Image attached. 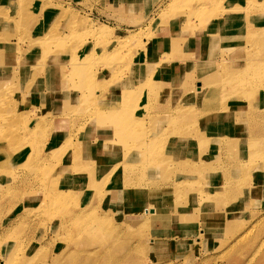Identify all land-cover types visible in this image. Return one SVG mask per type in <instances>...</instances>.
Listing matches in <instances>:
<instances>
[{
	"label": "rangeland",
	"instance_id": "rangeland-1",
	"mask_svg": "<svg viewBox=\"0 0 264 264\" xmlns=\"http://www.w3.org/2000/svg\"><path fill=\"white\" fill-rule=\"evenodd\" d=\"M143 2L146 6L145 9H142L143 11L139 9L138 11L132 12L130 10H121L124 8H114V6H109L103 1L99 2L98 0H0V17L4 18L3 22H0V71L4 72V67L8 64H11L12 66H17L19 63H52L58 66L60 65L59 69L63 75V78L65 79L58 80L61 85L57 86L58 88L60 87V89L66 87L70 92L79 91L77 86L81 83L82 79L89 82V77H91L92 73H97L99 68L101 73L102 71L107 72V75L109 73L112 77H114L115 74V77L117 76V78L120 77L125 80L131 77L133 79L132 85L135 88H133V90L138 89V91H140V98H137L136 107L133 110L135 115L134 118L139 125H141L143 121L149 120V116H146L148 111L152 110L153 107L162 105L163 103H166L167 106L166 114L168 112L171 116L175 115L177 119L175 123H170V120L168 119L169 117H166V123L160 124V127L161 125L166 127V134L163 133L161 129L157 128L158 123H156L155 133L157 135L155 138H150L149 143L145 145L141 151L138 150V152L131 154V158H144L146 155L152 154V149L156 145V142L166 143V141H168L167 139L170 138V136L167 134L170 133L175 135L173 134L174 132L172 127H176L179 123L184 124L187 119L189 121V119H193L195 117V114H189L187 116L182 114L181 117H179L178 113L176 114L180 98L175 97L172 100L173 96H168L169 84L166 83V78H168L170 71L176 69L180 64L197 60L203 61V59H205V62H211V54H221V50L214 49V46H211L221 45L223 43V39H229L226 34L229 33L231 28L238 27L242 20H244H241L245 12L244 10H250L251 16L256 20L258 25L263 23L264 0H157L152 6L150 4H152L153 0H143ZM226 21L229 22L227 23ZM188 22L190 25H188ZM222 27L225 30H223ZM100 29H103V31L98 34ZM217 29L221 30L219 33L221 36L216 37L212 42H210L211 31H216ZM243 31L245 32V37L243 34H239V37L237 36L236 38L230 37L234 38L235 41L233 45L226 47L227 49L224 48V52L226 53L227 51V53L232 54L234 51H236V49H238L236 47L243 46L242 50L245 51V47H247V49H253L255 45H258V51L249 50L248 52H256L261 56H264L263 41L256 40L255 42L258 32H260V37L264 38V29H259L256 34L249 33L248 35H246L247 30L243 29ZM206 32H210L208 35H206L208 36L209 42L208 45H206L209 55L205 57H194L192 53L193 45L186 46L185 42H194V38L197 37L195 33H198V38L200 36L205 37ZM203 33L204 35H201ZM38 34H41L42 40L37 44L39 47H36L38 49L37 52V49H35L31 44V38L29 37L31 35ZM170 39H173V46L169 45ZM8 40H16L17 44H10L8 43ZM72 46H76L74 47V49H76L74 50ZM27 47L28 51L24 52L23 48ZM40 47L43 49V51L40 50ZM228 48H231V50H228ZM40 51L41 55L39 57ZM89 52L93 55H90ZM85 56H88V58ZM104 60L110 63L103 64ZM99 64L103 65L104 67ZM77 65L79 68L84 70L83 74L72 71V67H77ZM116 65H118V67L114 68ZM61 67L63 70H61ZM112 67L113 69H111ZM142 67L148 68L152 74L148 72H141ZM128 68L136 69L138 72H135V75H130V73H128ZM209 68L210 66L205 67V69ZM201 71L202 69L192 68V71L187 74V78L190 80L193 78V84H197L204 77L209 79V73L202 74ZM164 72L165 74H163ZM15 73L17 74L14 75V87L11 85L12 80L5 79L3 77L0 78V109L2 111H0V117L2 118V120L0 119V137L2 135L4 137L0 138V264H4L3 262L5 255H8L9 252L14 253L13 260H16L14 261V264H79V262L81 263L83 261L82 259H84L82 262L83 264H264V207L262 208V206H264V201H262V203L256 207V211H260L259 216H256L250 220L248 211H251L252 200L250 196L252 194L249 193L250 191L248 188L240 187L241 192L236 190H228L224 195H222V193H220V185H215L211 188V190L215 189L216 192L221 194L220 196L226 200V203L232 201L233 208L231 210H227V212L214 209V204L219 197L214 199L210 193H207L206 186L208 183L216 181L205 180L204 184L201 186V188H199L203 193V196L199 198V200L203 199L202 205L198 207L199 204L196 200V206H189L191 216L194 218L196 225L199 227V235L195 238H192L190 237L191 234L188 235L182 233L184 229H187L184 220V214L187 213L186 203L178 204L180 206V213L177 224H172L171 215L168 216V214L174 212V203L170 202L168 199L166 184L158 188L150 185L144 186L145 180L152 183V181L158 180L162 174H165V172H162L160 169L166 168L167 166V163L164 160L156 162L158 167L149 168L147 177L144 176L142 177V180L138 181V185L144 191L146 197L144 201L149 200L150 206L144 209L133 210L135 215L138 216L136 221L131 219L129 220L125 217L127 214V209H125L121 204L118 203L116 206L112 207L113 210L109 216L110 220H107V222H109L111 226H118V223L120 222L118 230L120 233H126L129 236L126 241L120 240V237L118 240L115 239V236L116 234L118 236V233H116L117 228L115 229L113 226V231L110 234L107 243H103L102 237L100 236L102 230L101 226L96 228L92 237H90V240L88 239L89 241L87 239L76 240L75 237H79L80 234L76 236L74 234L68 235L63 232L62 238H59L57 242V239L52 238L53 229H56V221L55 217H53L54 209L55 211H61L63 208L62 211L65 214V209L69 207L75 209V213L77 214L81 210L86 209L85 207H88L92 210V212L83 218L80 224L86 222L88 224L90 222L89 225L91 226L93 225L95 219L100 217L104 210V206L106 205H102V200H99V196L104 197L107 192L109 193V187L104 185L102 188H100L96 180L91 178L89 179L88 175H85V173L81 172L79 169V165L81 163L80 159H83L81 156L83 155V151L85 149L84 143L88 140H93V134H98L100 132V126L97 122L91 123V121L87 122L86 124H81L82 126H78L80 123L76 122L77 119L75 117H77V115L80 117L83 114H87L86 111H88V114L93 115L92 111H94V105H91L92 103L90 104V102L88 103L86 101H76L71 105H57L54 104V100L53 102L47 100V94L41 98L39 93L37 94V92H35V85L37 88L47 91V88L50 87L49 80L51 77L61 79V76L58 77V75H50L48 79L46 74H43L44 76L42 78V82L40 81L41 79L38 78L40 74L37 76L34 75V73L33 75L31 73L28 75V77H24L25 82H23L22 75L17 69ZM117 74H120V76ZM159 78L162 79L161 83H157ZM153 80L155 82L154 85V82L151 84V81ZM17 83L18 85L20 84L19 90L16 89L15 91L13 88L17 86ZM139 84H143L141 86L144 87H141ZM189 86V84H186L184 86L186 87L184 90L190 89ZM105 89V87H102V90L98 91L103 92ZM111 90L116 92L117 87L113 86ZM157 90L158 92L155 93ZM161 90H166V98L159 102L153 98V95L156 94L157 98L162 97L161 95L163 91ZM184 90L182 89L181 94H189V91ZM98 91L97 95H100ZM205 94L207 96L209 91ZM206 96H204V99ZM95 98L96 97H94V99ZM100 98L101 99L99 100V103L103 108L106 105H109L107 104L108 98L106 97L105 92L100 95ZM181 99L185 101L188 98L185 96L181 97ZM204 99L198 96V98L194 99L192 105H194V107H200L202 105L200 102ZM246 99H249L248 95L246 96ZM80 102L83 103L82 106L79 104ZM117 103H119V105L122 104L121 100L117 101ZM37 105L40 107V111L36 112L35 116L31 115L32 112H30L31 114L26 112L27 109L30 111L38 109V107H36ZM55 115L60 117H62V115L63 117L68 116L69 122H67V124L66 122L64 124L62 121L56 123V120L54 119L52 123L49 118H56ZM7 118L8 120H6ZM15 119L18 120L16 121ZM2 121H5V123ZM257 122L264 124V119L257 120ZM168 123L169 125H167ZM71 124H74V126L69 127ZM14 125H16V127ZM21 126L23 129H21ZM10 127H13V130ZM14 127L16 131L14 130ZM17 127L19 130H17ZM77 127L81 128V130H79ZM9 129L12 131H8ZM259 130L261 133H264L263 127L259 129H253L251 131L246 130L244 133L247 135H250V132H252V134H256ZM45 131L47 133H45ZM66 131L70 134V138L72 137V140L74 141L72 144L65 145V143L62 142L63 135ZM14 134L15 136L19 135V137L17 136V139H14V137H12ZM133 136L134 134H129L128 140L133 138ZM22 138L24 139L22 140ZM12 141L18 142L16 144ZM36 142L38 145H35L37 144ZM12 143L13 145L15 144V146H13ZM59 144H62L63 147L56 151L53 155L51 147L57 146ZM15 147L18 150L15 151ZM263 147L264 145L260 148ZM248 148L249 144L247 143L243 144L239 150V157L240 159L244 160V165L242 168L244 171L252 168L257 162H259L254 158L248 157ZM10 149L12 151H10ZM68 153L70 158L67 157ZM29 156H32L30 160L33 162L29 160ZM121 160L126 161L127 159L119 156L116 157L112 162L116 163ZM189 160H194V156L189 154ZM217 160L219 162L218 166H221L226 162V160L222 161L221 155ZM55 161H58V163ZM67 162H70L72 165L68 172L69 177L67 178V181H64L66 186L67 182L69 184L71 183L69 201L65 204L64 202H55L52 203V205L51 201L41 196L42 194L40 191L37 192L38 196L35 197L34 194L36 192L35 190H32L33 188H31V186L37 181L31 178L32 174L45 175L42 172H47V176H42L44 178L43 182L48 183L49 188L53 189V187L56 186V183L59 182L61 178L65 179V172L64 169L61 168V165ZM112 162L110 161L109 163L113 165ZM34 164L35 167L33 166ZM51 165L52 170L50 169ZM32 168H37V171H33L34 169ZM26 172L27 174H25ZM5 173L10 175L7 176ZM241 174L242 172L239 170L230 174L231 178H237L234 184L240 186L247 185V182H251V178H238ZM261 174H264V170H262ZM11 175H17L18 180L22 177L23 180L21 178L18 181L16 178L14 183L15 185H11ZM263 180L264 176L256 180L258 183L256 184V188H258L260 192H264V185H262ZM188 185L191 188L197 187L196 184L192 183ZM128 186L129 184H124L122 186L120 185L117 188L118 193L122 194V191H126ZM9 188L12 189V192ZM52 189L47 190V193L51 192ZM97 189L99 191H97ZM27 191L31 192L29 193ZM14 192L17 193L15 194ZM254 193L255 190L253 194ZM262 196H264V194H262ZM45 202H47V205H45L44 208L42 205L46 204ZM107 205L109 207L112 206L111 203H107ZM39 210H41V212L43 211L42 214ZM148 211L153 212L151 220L147 216ZM37 212L41 215H39ZM242 213L244 215L239 217V215ZM227 214L231 215V217L236 214V217L238 218L237 220L234 218L231 220V223H235L232 225V232L237 233L234 236L249 230V227L253 225L254 222H256L258 217H262L263 219L257 222L254 230H252V233L248 235L246 239L241 241V243L236 247H232L231 250H227L224 247L225 244L223 243L225 240L227 241L230 234L227 236L226 234H222V232L226 233V225L228 221ZM88 217L92 219L89 220ZM17 223H20V225ZM75 223L76 222H73V226ZM151 225H153V228L150 227ZM13 226H16L15 229ZM125 228H129V230L126 231L124 230ZM148 229L151 230V234ZM61 231L59 229V232ZM73 232H76L74 227ZM70 236L71 239L69 238ZM145 236H147L146 242L144 244H139L138 242L140 240H145ZM88 242L91 243V245L88 244ZM116 242L118 245H116ZM61 243L63 245L67 244V247L68 245L69 247L75 246L79 249L83 247L86 251L85 253L80 252L75 254L78 255L76 257L79 261H76V258L70 259L67 257L65 249L61 251L62 254L57 255V258L60 256L58 259L61 261L57 258L54 259L52 256L56 253V251L53 249H55V246H59ZM109 244H111L110 247ZM121 244H123V246L126 244L127 246L125 245L123 247ZM129 244L138 245V252H135V255L127 254L126 247H128ZM144 245L147 246L143 247ZM260 245L261 247L259 248ZM16 246L18 247V250ZM105 247H108V251L104 252ZM223 248L227 251L225 252ZM108 253L110 254V257L107 256ZM85 260L87 261L85 262Z\"/></svg>",
	"mask_w": 264,
	"mask_h": 264
},
{
	"label": "bare ground",
	"instance_id": "bare-ground-1",
	"mask_svg": "<svg viewBox=\"0 0 264 264\" xmlns=\"http://www.w3.org/2000/svg\"><path fill=\"white\" fill-rule=\"evenodd\" d=\"M247 3H249V2H247ZM232 4H234V3H232ZM244 11L245 12L243 14V18H241V20L242 19H244V20H242V22L240 23V25L238 27L231 28L229 33L226 34L229 39H223V43L221 45H217V46L212 45L211 46V47L214 46V49L221 50V52H220L221 54H219V53L218 54L217 53L211 54V56H212L211 62H205V59H203V61L197 60V61H193V62H189V63H185V64H180L176 69L170 71L168 78H166V83L169 84V90L167 89L168 90V96H173L172 100L175 97L180 98L179 106L177 107L176 114L178 113L179 117H181L182 114L184 116H187L189 114H193V115L195 114L194 115L195 117L193 116L194 118L189 119V121L187 119L184 122V124L179 123L176 127H172V130L174 132L173 134H175V135H172L170 133L167 134L170 136V138L167 139L168 141H166V143L165 142H162V143L156 142V145L152 149V154H148V155H146V157L141 158V159H137V158H133V157L131 158V154L138 152V150L141 151L144 148V146L149 143L150 138H155V136L157 135L155 133L156 123H158L157 128L161 129V131L166 134V127L163 125H161V127H160V124L166 123V117L167 118L169 117L168 119L170 120V123L171 122L175 123L177 121V119H176L175 115L171 116L168 112L166 114L167 106H166V103H163L162 105H158L156 107H153L152 110L148 111L147 115L146 114L145 115L147 117L149 116V118H148L149 120L143 121V123L141 125H139L136 122V119L134 118L135 115L133 113V110L136 107L137 98H140V93H139L140 91H138V89L133 90V88H134L132 85L133 79L131 77L125 80V79H122L120 77L117 78V76L115 77L116 74L114 75V77H112V76H110L109 73L107 75V72H104V71H102V73L99 72V75H96L95 74L96 72H95V73H92L91 77H89V79H90L89 82L87 80L85 81L82 79L81 83L77 86V88H79V91L70 92L66 87H63V88H66L64 90H61L63 88H61V89H60V87L58 88V86L61 85V83L58 80L65 79V78H63V75L59 69L60 65L58 66V65L52 64V63H46V64H43V63H38V64L21 63L20 64L19 63L17 66H12L11 64H8L7 66L4 67V72L0 71V78L3 77L5 79L12 80V82H11L12 87L15 86V84H13V83H14V75L17 74V73H15L16 69L22 75L23 82H25L24 77H26V76L28 77V75L31 73H32V75L34 73V75H37V76H39V74H40V76L38 77L41 79L40 81H42V78L44 76L43 74H46L48 79H49L50 75H56V76L58 75V77L61 76L62 77L61 79L51 77V79L49 80V86L50 87L47 88L48 89L47 91H44L41 88H37V86L35 85V87H34L35 92H37V94L39 93L41 98L43 96H46V94H47L48 95L47 100H49L51 102H53V100H54V104H57V105H65V104L71 105L73 102H76V101H81V102L86 101L88 103L90 102V104L92 103L91 105H94L93 106L94 111H92L93 115L88 114V111H86L88 115L83 114L80 117L78 115H77V117H75L77 119L76 122L80 123L79 125L77 124L78 126H80L83 123L86 124L87 122H90V121H91V123L97 122L98 125L100 126V130H99L100 132L98 134H93V140L92 141L88 140L87 142L84 143L85 149L83 151V155L81 156L83 159L78 158L81 161V163L79 165V169L81 170V172L85 173V175H88L89 179L91 178V179L96 180L97 184L100 188H102L104 185H107V187H109V193L107 192V194L104 197L99 196V198H100L99 200L100 201L102 200V205H105V204L106 205L104 206V210H103L102 214L100 215V217L95 219L94 222L91 221V222H93V225H95V226H93V225L90 226L89 225L90 222L88 224H87V222L80 224V222H82L81 220L83 218H85L86 216H88L89 213L92 212V210L88 207H85L86 209L82 208L83 210H81L77 214L75 213V211H76L75 209H72L69 207L65 209V211H64L65 214L62 211L63 208L61 209V211L59 210L60 212L57 210L55 211V209H54V216L53 217H55L56 229L55 228L53 229L52 238L57 239V242H58L59 238H62V235L64 232L68 235L74 234L77 236L80 234L79 237H75L76 240H82V239L83 240H85V239L90 240V237H92L96 228L102 226L100 236L102 237V242L107 243V241L110 237V234L113 231L112 228L114 226L115 229L117 228L116 233H118V236L116 234L115 239L118 240L121 238L120 240L126 241V239H128L129 236L126 233H124V234L120 233V231L118 230V226H119L120 222L118 223V226L117 225L111 226V224L109 222H107V220H110L109 216L111 214V211L113 210L112 207L116 206L118 203L121 204L125 209H127V214L125 217L129 220L131 219L133 221H136L138 216L135 215L133 210L144 209V208L150 206L149 200L144 201V199L146 197H145L144 191L138 185V181L142 180V177H144V176L147 177L149 168L158 167L156 162H158L160 160H162V161L164 160L167 163L166 168H160L162 172H165V174H162L158 180L152 181V183H150V181L145 180L144 186L150 185V186H155L156 188H158V187H162L163 185L166 184V192L168 193V199L170 202L174 203V212L168 214V216L171 215L172 224H175V225L177 224V220H178L179 213H180V206L178 204L186 203V205H187L186 212L187 213L184 214V220H185V224H186L187 229H184L182 231L183 234H188V235L191 234L190 237H192V238H195L196 236L199 235V227L196 225V221L191 216V211H190L189 206L190 205L196 206V200L198 201V204H199L198 207H200L202 205L203 199L199 200V198H201L203 196V193L200 191L199 188H201V186L204 184L205 180H209V181L215 180L216 181V182H210L206 186L207 193H210V195L214 199H217L216 197H219L214 204V209H219L223 212H227V210H231L233 208V205H232V201H229L228 203H226V200L222 196H220L221 194L216 192L215 189L211 190L212 187H214L215 185H220V187H221L220 193H222V195H224L228 190H236V191L241 192L240 187H247L248 190L250 191L249 193L252 194L250 196V198L252 200L251 211L250 212L248 211V215L250 217V220L255 218L256 216H259L260 211L259 210L256 211V207L259 206L262 203V201H264V196H262V194H264V192H260V190L258 188H256V184H258L256 182V180L264 176V174H261L262 170H264V147L260 148L261 146L264 145V133H261L259 130L256 134L255 133L252 134V132H250V133L248 132L250 135H247L244 132L246 130L251 131L253 129H259L262 127L264 128L263 123L257 122V120H261V119L263 120L264 119V56L263 55L261 56L259 53H256V52H248L249 50H251V51L257 50L258 45H255L256 47L254 46L253 49L252 48L247 49V47H245V51L242 50L243 46L236 47L238 49H236V51H234L232 54L227 53V51H226V53L224 52V48H226L230 45H233V43L235 41L234 38H230V37L236 38L237 36L239 37V34L240 35L243 34V36L245 37V32L243 31V29L247 30L246 35H248L249 33H255L256 34L257 31H259V29H264V21H263V23L258 25L256 20L251 16L250 10L248 9V10H244ZM3 19H4L3 17H0V22L1 21L3 22ZM226 22L228 23L229 21H226ZM11 24H13V23H11ZM186 24H187V22H186ZM188 25H190L189 22H188ZM220 27H221V25H220ZM238 29H239V31H238ZM223 30H225V29L223 28ZM102 31H103V29H100L98 34L101 33ZM220 31L221 30H219V29H217L216 31H211V41L210 42H212L216 37L221 36V34H219ZM208 33H210V32L205 33V37H203V36L199 37L204 43H206L205 45H208V43H209L208 42V36H206V35H208ZM259 33L260 32H258V34H257L255 42H256V40H261V41H263V44H264V38L260 37ZM195 34L198 37V35H197L198 33H195ZM201 35H204V33ZM193 37H195V36H193ZM29 38H31L30 39V41L32 42L31 44L34 46L35 49H37L36 48V47H38L37 44L39 42H41V40H42L41 34L31 35ZM16 39H17V36H16ZM174 40H176V39H174ZM172 41H173V39H170L169 45L173 46L174 43H172ZM8 43L17 44L16 40L15 41L8 40ZM185 43H186L185 44L186 46H191L194 44V42H191V41H186ZM10 44H8V45H10ZM40 45H41V43H40ZM78 46H80V45H78ZM234 46H235V44H234ZM72 47L74 49V47H76V46H72ZM69 48H70V46H69ZM23 49H24V52L28 51V47L23 48ZM64 49H62V50H64ZM40 50L43 51L42 48ZM228 50H231V48H228ZM41 51L39 53V57L41 55ZM37 52H38V49H37ZM90 55H93V54L90 53ZM208 55H209V53H208ZM85 57L88 58V56H85ZM91 57H93V56H91ZM11 59H14V58H11ZM40 60H42V59H40ZM90 60L93 61L92 59H90ZM101 62H103V61H101ZM109 63L110 62H107L106 60H104V62H103V64H109ZM59 64H61V63H59ZM3 65H6V64H3ZM99 65H101V64H99ZM110 65H107V66H110ZM101 66H103V65H101ZM206 66H210V68L205 69ZM116 67H118V65H116L114 68H116ZM192 68L202 69V71H201L202 74H208L209 73V79L204 77L197 84H193V82H194V81H192L193 78L191 80L187 78V74H189L192 71ZM111 69H113V67ZM61 70H63L62 67H61ZM119 70H121V69H119ZM72 71L75 73L76 72L82 73V74L84 73V70L82 68H79L78 65H77V67H72ZM135 72L137 73L138 71L136 69L128 68V73H130V75L134 74ZM141 72H143V73L148 72V73L152 74V72L149 71L148 68H144V67L141 68ZM153 74H155V73H153ZM157 74H155V75H157ZM163 74H165V72ZM117 75L120 76V74H117ZM6 76H8V77H6ZM18 77H20V76H18ZM194 77H195V75H194ZM85 79H86V77H85ZM146 79H147V77H146ZM153 82H154V80L151 81V84ZM161 82H162V79L159 78L157 83H161ZM154 84H155V82L153 83V85ZM186 84L190 85L189 86L190 89L184 90V88H186V87H184ZM19 85L17 83V86L13 89L15 91H16V89L19 90ZM141 85H143V84H141ZM2 86H4V85H2ZM113 86L117 87L116 92H113L111 90ZM102 87H105L107 89V90L105 89V91H103V92L106 93V97L108 98L107 104H109V105H106L104 108L99 103V100L101 99L100 95H102L103 92H100L98 90H102ZM141 87H144V86H141ZM182 89L184 91H189L188 92L189 94H181ZM97 91L100 95H97ZM161 91H163L162 95H161L162 97L157 98L156 94L153 95V98L156 101L161 102L166 98V90H161ZM208 91H209V94H207V96H206L205 93ZM157 92H158V90L155 91V93H157ZM197 94H198V96H200V98L202 97L203 99H204V96H206V98L204 100H201L200 103L202 105L200 107H194V105H192L194 99L198 98ZM247 95H248L249 99H246ZM185 96L188 99H186L184 101L181 99V97H185ZM94 97H96V98L94 99ZM120 100L122 102L121 105H119V103H117V101H120ZM81 102L79 104H81V106H82L83 103H81ZM40 104H41V102H40ZM36 107H38V105ZM75 109H76V107H75ZM0 111H1V109H0ZM38 111H40V107H38V109H36L34 111H32V110L30 111L28 109L26 110V112H29V113L32 112V114L30 113L32 116H35L36 112H38ZM89 113H91V112H89ZM75 114H78V113H75ZM64 115H66V114H64ZM0 119L2 120L1 117H0ZM18 119L21 120L20 118H18ZM54 119L56 120V123L62 121L64 124H65V122L67 124V122H69L68 116L63 117V115H62V117L56 116V118H54V117L49 118V120L51 122ZM6 120H8V118ZM3 123H5V121ZM6 123H7V121H6ZM167 125H169V123ZM4 126H6V125H4ZM14 126L16 127V125H14ZM46 126H48V125H46ZM73 126H74V124L69 125V127H73ZM7 127H9V126H7ZM15 127H14V130L16 131ZM67 127H68V125H67ZM10 128L12 129L13 127H10ZM77 128H79V127H77ZM11 129H9L8 131L13 130V129L12 130ZM21 129H23L22 126H21ZM60 129H61V127H60ZM1 130H2V128H1ZM17 130H19L18 127H17ZM79 130H81V128H79ZM8 131H6V132H8ZM4 132H3V134H4ZM50 132H52V131H50ZM45 133H47V132L45 131ZM129 134H134L133 138H131L130 140H128ZM5 135H7V134H5ZM9 136H10V134H9ZM17 136L19 137V135H17ZM17 136H15V134H14V136H12V137H14V139H15ZM1 137H3V135ZM23 139L24 138H22V140ZM2 140H4V139H2ZM17 142L18 141H16L15 143L17 144ZM62 142H64L65 145L66 144L67 145L72 144L74 142L72 140V137L70 138V134L67 133V131L63 135V141ZM7 143H9V142H7ZM13 143H12V145H13ZM247 143L249 144L248 157L254 158L259 162H257L252 168L244 171L242 169L243 165H244L243 164L244 160L240 159L239 150L243 144H247ZM62 144L51 147V151H53V155L55 154L56 151L60 150L63 147ZM24 145H25V143H24ZM35 145H38V143ZM13 146H15V144ZM39 147H38V149H39ZM16 150H18V149L16 148L15 151ZM10 151H12V150L10 149ZM13 152H14V150H13ZM189 154L194 156V160H189ZM67 155H68L67 157L70 158L69 153ZM220 155L222 156V161L226 160V162H225V164L218 166L219 162L217 159ZM119 156H121L122 158L127 159V160L126 161L121 160L119 162L113 163L112 161L116 157H119ZM71 157H77V156H71ZM26 158H27V156H26ZM31 158H32V156L29 158V160ZM62 158H64V157H62ZM109 160L112 162L113 165H111L109 163L110 162ZM30 161H32V160H30ZM37 162H39V161H37ZM56 163H58V161ZM33 166L35 167V164ZM71 166L72 165L70 164V162H67V163L61 165V168L64 169L66 177H65V179L61 178V180L59 182H57L58 184L56 183V186H54L53 189L49 188L48 183L43 182L44 178L42 176H45L47 172L46 173L42 172L45 175H42V174L41 175H37V174L33 175L32 174V177L31 176L30 177L32 179H34L35 181H37L32 186L30 185L31 188H33L32 190H35V192H36L34 194V196L35 197L38 196L37 192L40 191L42 194L41 196H43L47 200L51 201V204L55 203V202H61V203L64 202V204H65L66 202H68L69 198H70L69 193H71V183L69 184L67 182V186H66V183L64 181H67V178L69 177L68 172H69V169ZM16 167H17V165H16ZM41 167H42V165H41ZM51 167H52V165L50 166V169L52 170ZM32 169H34V168H32ZM36 169H34L33 171H37ZM1 170H2V168H1ZM238 170L242 172V174L238 178H244V179L251 178V182H247L248 183L247 185H240V186H238L237 184H234V182L237 178L236 179L231 178L230 174L232 172H236ZM60 172H62V171H60ZM25 174H27V172ZM5 175H7V174L5 173ZM9 175H7V176H9ZM58 176H59V174H58ZM16 178L18 180L17 175H14L11 177V180H12L11 185L15 183ZM21 178H19V180ZM55 178H56V176H55ZM55 178H54V180H55ZM83 178H85V177H83ZM22 180H23V178H22ZM172 182H173V184H172ZM191 183L196 184L197 187L191 188L188 185ZM124 184H129V186L126 188V191L123 190L122 194L118 193L117 188L120 185L122 186ZM262 185H264V180L262 182ZM14 187H16V186H14ZM9 189H11V188H9ZM50 189H52V191L47 193V190H50ZM93 189H94V187H93ZM112 189H115V190H112ZM262 189H263V187H262ZM254 190H255V193L253 194ZM13 191H14V189H13ZM97 191H99V190L97 189ZM11 192H12V189H11ZM27 192H29V191H27ZM24 194H26V193H24ZM0 196H1V193H0ZM93 196H95V195H93ZM2 197H4V196H2ZM17 197H18V195H17ZM17 197H16V199H17ZM7 199H8V197H7ZM45 203L46 204L42 205V207H44V208H45V205H47V202H45ZM107 203H111L112 206L109 207L107 205ZM263 207L264 206H262V208ZM27 209H26V212H27ZM3 211H4V209H3ZM28 211H29V209H28ZM39 211L41 212V210H39ZM42 212H41V214H42ZM41 214H39V215H41ZM152 214H153V212H151V211L147 212V216L149 217L150 220L152 219ZM113 215H114V213H113ZM227 215H228V221H227V225H226V233L222 232V234H224V235L226 234V236L228 234H230L228 236L227 241L225 240V242L223 243V244H225L224 247L227 250L228 249L231 250L232 247H236L237 245H239L241 243V241L246 239L248 237V235H250L252 233V230H254L257 222H259L263 219L262 217H258L256 222H254V224L249 227V230H247L246 232H242L239 235L234 236L237 233L232 232V225L235 223H233V222L231 223V220H232V218H234L235 220H237L238 218L236 217V214L233 215L232 217L229 214H227ZM243 215L244 214L242 213L241 215H239V217H242ZM17 218H19V217H17ZM88 218H89V220L92 219L90 217H88ZM11 221H13V220H11ZM73 222H76L74 224V226H73ZM17 224L20 225V223H17ZM8 226H9V224H8ZM10 226H11V224H10ZM21 226H22V224H21ZM72 226L74 227V230L76 232H73ZM15 227H14V229H15ZM150 227L153 228V225H151ZM24 228H25V226H24ZM59 229H60V231L62 229L63 230L61 232H59ZM124 230L128 231L129 228H125ZM148 230L151 234V230L150 229H148ZM26 231H27V229H26ZM121 231H122V229H121ZM147 235H148V233H147ZM52 238H50V239H52ZM69 238L71 239V236ZM72 238H74V237H72ZM146 238H147V236H145V240H140L138 243L144 244L147 240ZM6 239H7V237H6ZM77 242H79V241H77ZM48 243H50V242H48ZM88 244L91 245V243H89V242H88ZM110 245L111 244H109V247H110ZM116 245H118V243ZM116 245L114 244L115 247H116ZM121 245L123 246V244H121ZM146 246L147 245H144L143 247H146ZM38 247H39V245H38ZM111 247H113V246H111ZM118 247H120V246H118ZM260 247H261V245L259 246V248ZM40 248H41V246H40ZM107 248L108 247H105L104 252L108 251ZM137 248H138L137 244H134V245L129 244L128 247H126L127 254L128 255H133V254L135 255V252H138ZM64 249H65V253H66L67 257H69L70 259L76 258V261H79V260H77V257H76L78 255H75V254L80 253V252L85 253V251H86L85 248H83V247H81V249H79L75 246L69 247V245L67 247V244L63 245L61 243L59 246H55V249H53L54 251H56V253L52 257L54 259L57 258V255L62 254L61 251H63ZM17 250H18V247H17ZM119 250H121V249H119ZM227 250H225V252ZM11 251H13V250H11ZM54 251H53V253H54ZM124 252H126V251H124ZM120 253H122V252H120ZM222 253H223V251H222ZM13 254H14L13 252H11V253L9 252L8 255H5L3 263L4 264H14V261H16V260H13ZM107 256L110 257V254L108 253ZM122 256H123V254H122ZM34 257H35V255H34ZM41 257H43V256H41ZM58 258H60V256ZM58 260H60V259H58ZM82 260L84 261V259H82ZM86 261L87 260H85V262ZM82 262L81 263L79 262V264H83ZM23 264H25V263H23Z\"/></svg>",
	"mask_w": 264,
	"mask_h": 264
},
{
	"label": "crops",
	"instance_id": "crops-1",
	"mask_svg": "<svg viewBox=\"0 0 264 264\" xmlns=\"http://www.w3.org/2000/svg\"><path fill=\"white\" fill-rule=\"evenodd\" d=\"M99 2H104L105 4L109 6H114V8L121 9V10H127V11H138L139 9H145L146 6L143 2V0H98ZM129 1V4H128ZM137 1V2H136ZM157 0H153L151 6L156 2ZM143 2V3H142ZM149 5V6H150ZM148 7V6H147ZM143 11V10H142ZM194 44L192 47V53L194 57H205L208 55V50L206 48V45L204 42L198 38H194ZM100 69L97 70L96 75H99Z\"/></svg>",
	"mask_w": 264,
	"mask_h": 264
}]
</instances>
